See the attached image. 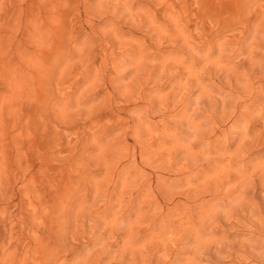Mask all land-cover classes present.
Instances as JSON below:
<instances>
[{
	"label": "rangeland",
	"instance_id": "obj_1",
	"mask_svg": "<svg viewBox=\"0 0 264 264\" xmlns=\"http://www.w3.org/2000/svg\"><path fill=\"white\" fill-rule=\"evenodd\" d=\"M238 179L201 264L264 219V0H0V264H168Z\"/></svg>",
	"mask_w": 264,
	"mask_h": 264
},
{
	"label": "bare ground",
	"instance_id": "obj_2",
	"mask_svg": "<svg viewBox=\"0 0 264 264\" xmlns=\"http://www.w3.org/2000/svg\"><path fill=\"white\" fill-rule=\"evenodd\" d=\"M135 19V18H134ZM118 32V31H117ZM119 37V36H118ZM200 37V36H199ZM117 44V43H116ZM126 45V44H125ZM86 46V45H85ZM112 47V46H111ZM119 47V46H118ZM197 47H199V46H197ZM106 49V48H105ZM114 50V49H113ZM82 52H83V50H82ZM85 52V51H84ZM88 53V52H87ZM231 55V54H230ZM98 57V56H97ZM83 58V57H82ZM92 58H93V56H92ZM68 59V58H67ZM144 61V60H143ZM143 61L141 60V61H139L138 62V64H137V68H135L136 69V74H138V78H139V80H138V82H140V79L142 80V83L143 82H145L146 81V83H148L149 81H151L150 79H152V76H151V73H148L146 70H147V68L145 67L146 65H143ZM83 63V62H82ZM148 63V62H147ZM120 64V63H119ZM122 66V65H121ZM109 67V66H108ZM135 67V66H134ZM235 69V68H234ZM110 70H111V67H110ZM230 70V69H229ZM135 71V70H134ZM63 72V71H62ZM150 72V71H149ZM64 73V72H63ZM63 73H61V74H63ZM146 73H147V76H146ZM70 74V73H69ZM71 75H73V74H71ZM134 75H135V73H134ZM150 75V76H149ZM136 76H135V78H136ZM163 76V75H162ZM63 77V76H62ZM163 79V78H162ZM137 80V79H136ZM65 81V80H64ZM83 81V80H82ZM79 83V82H78ZM139 85V84H138ZM203 85V84H202ZM145 86V85H144ZM199 86V85H198ZM86 88V87H85ZM197 88V87H196ZM195 88V89H196ZM200 88V87H199ZM201 90V89H200ZM199 91V90H198ZM135 93V92H134ZM131 94V93H130ZM207 94V93H206ZM197 95H199V94H197ZM197 98H199V97H197ZM193 101H194V99H193ZM223 103V102H222ZM153 108V107H152ZM153 110V109H152ZM177 110V109H176ZM178 110H180V109H178ZM195 110V109H194ZM158 111V110H157ZM156 112V111H155ZM196 112V111H195ZM190 115V114H189ZM196 115L197 114H193V116L191 117V119L189 120V130L190 131H192V133L193 134H195L196 132H198L197 131V129H198V124H197V117H196ZM164 118V117H163ZM184 118V117H183ZM170 119V118H169ZM141 121H142V119H141ZM187 121H188V119H187ZM186 121V122H187ZM136 122V121H135ZM167 122V121H166ZM185 122V121H184ZM121 124V123H120ZM184 133V132H183ZM198 134V133H197ZM196 135V134H195ZM175 137V136H174ZM245 138V137H244ZM240 141V140H239ZM201 142V141H200ZM244 143H246L245 141H243ZM181 143V142H180ZM99 145V144H98ZM227 145V144H226ZM247 145V144H246ZM213 146H211V148H212ZM240 148V147H239ZM189 149H190V147H189ZM192 150V149H191ZM214 150V149H213ZM223 151H226V150H223ZM239 152V151H238ZM197 154V153H196ZM240 154V153H239ZM199 157V156H198ZM259 164V163H258ZM260 169V168H259ZM242 170H243V168H242ZM238 172H240L239 170L238 171H236V173H238ZM224 175V174H223ZM222 175V176H223ZM232 176V175H231ZM262 176V175H261ZM233 177V176H232ZM236 177V179H237V176H235ZM240 177V176H239ZM222 178V177H221ZM235 179V180H236ZM231 180H233V179H231ZM231 180H229V181H231ZM238 182L240 181L239 179L237 180ZM214 184V183H213ZM224 184V183H223ZM226 185V184H225ZM259 185V184H258ZM264 185V184H263ZM256 186V185H255ZM172 187V186H171ZM170 187V188H171ZM217 187H219V186H217ZM238 187L240 188V190H239V193L237 194V196H235L234 198H232L230 201H229V208L228 209H225V210H223V211H221V210H219V208H218V206L217 205H213V206H211L206 212H205V214H204V217H203V219H204V223H203V227L202 228H200L199 226H197L195 223H191V224H188V225H186V232H187V235H188V240L187 239H185L184 240V242H182V244L184 245V248H185V250H183V251H179V253H176L175 255L173 254L172 255V259H170L169 260V263L168 264H175V262L178 260V261H181V260H183V258H182V254H183V252L184 251H187V249H186V247L188 246V244L190 243V242H193V247H192V249H193V254H192V256L191 257H189V258H186V260H184V263L183 264H201L202 262H203V260H204V258L205 257H207V256H215L219 251H221L223 248L221 247V246H208V247H206L205 249H203V246H202V244L204 243V242H201L200 240H201V236L203 235V233L202 232H207L206 234H208L209 235V233H210V235L209 236H211V234H213V233H215V228H217V227H220V226H225V227H228V226H231L232 225V223L234 222L233 220H235V218L237 219L238 218V220L240 219L243 223L245 222V221H250V217H252V215L254 214V209H260V204H256V205H258L256 208L255 207H252V208H250V205H254V204H250V203H253V202H255V200H254V187H253V183H252V181H246V182H239V183H237V189H238ZM257 188V187H256ZM264 188V187H263ZM208 189V188H207ZM212 189V188H211ZM262 189V188H261ZM248 190H251L252 192H253V196H252V194H250L251 195V198H248V197H246V193H247V195L249 194L248 192H246V191H248ZM264 190V189H263ZM172 191H174V190H172ZM185 192V191H184ZM226 192V191H225ZM255 192H256V190H255ZM262 192H264V191H262ZM224 193V192H223ZM173 194V193H172ZM216 195V194H215ZM226 196V195H225ZM216 197H217V195H216ZM220 197H222L221 195H220ZM250 197V196H249ZM190 199V198H189ZM202 199H204V198H202ZM223 199V198H222ZM221 198H220V200H222ZM256 199V198H255ZM262 201H263V199H262ZM222 202V201H221ZM182 204V203H181ZM220 204V203H219ZM157 205V204H156ZM153 206V205H152ZM236 206H238L239 208H237ZM209 207V206H208ZM264 207V206H263ZM136 208V207H135ZM146 208V207H145ZM205 208V207H204ZM130 209V208H129ZM141 210V209H140ZM205 210V209H204ZM247 211H250V216L247 214ZM125 213V212H124ZM143 213V212H142ZM149 214V213H148ZM98 215V214H97ZM154 215V214H153ZM248 215V216H247ZM194 217V216H193ZM235 217V218H234ZM149 218H150V216H149ZM254 218V217H253ZM129 218L127 217V220H128ZM233 219V220H232ZM256 219V221H257V218H255ZM238 220H236V221H238ZM233 221V222H232ZM10 222V221H9ZM242 222H240V223H242ZM256 223V222H255ZM186 224V223H185ZM239 224V223H238ZM251 224V223H250ZM128 225V224H127ZM234 225V224H233ZM255 225H257V224H255ZM260 225V227H257L256 226V228L258 229V228H260V232H259V234L258 235H256L255 237H253V239H251V240H253L252 242L250 241L249 243H250V247H249V245H248V247L250 248V250H249V248H248V250H247V248H245V250H244V252L246 253L245 255H248L247 253L249 252V254H250V257H252L253 259L252 260H250L251 262V264H264V252L263 253H261L260 251V253L257 251V246L259 245V244H263L264 245V219L261 221V223L259 224ZM258 225V226H259ZM134 226V225H133ZM93 228V227H92ZM228 229H230V228H228ZM171 231V230H170ZM95 232V231H94ZM185 234V233H184ZM206 236V235H205ZM214 236V235H213ZM184 238H186V236L184 237ZM202 238H203V236H202ZM205 238V237H204ZM212 238H214V237H212ZM207 239V238H206ZM218 239V238H217ZM209 240V239H208ZM215 240V239H214ZM111 242V241H110ZM218 242V241H217ZM248 242V241H247ZM246 243V242H245ZM244 243V245H247V244H245ZM248 243V244H249ZM180 244V243H179ZM191 244V243H190ZM225 244V243H224ZM226 245V244H225ZM190 246V245H189ZM206 246V245H205ZM231 246V245H230ZM174 248V247H173ZM261 248V247H260ZM190 249V248H189ZM221 249V250H220ZM174 250V249H173ZM225 250V249H224ZM173 253H175V252H173ZM208 254V255H207ZM244 255V254H243ZM252 255V256H251ZM170 256V255H169ZM246 258H248V257H246ZM97 259V258H96ZM164 261H166L165 259H164ZM168 261V260H167ZM95 263V262H94ZM177 263V262H176ZM249 263V264H250Z\"/></svg>",
	"mask_w": 264,
	"mask_h": 264
}]
</instances>
